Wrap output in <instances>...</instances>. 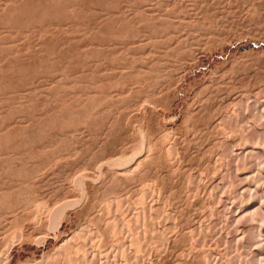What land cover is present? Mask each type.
I'll list each match as a JSON object with an SVG mask.
<instances>
[{
  "label": "rangeland",
  "instance_id": "obj_1",
  "mask_svg": "<svg viewBox=\"0 0 264 264\" xmlns=\"http://www.w3.org/2000/svg\"><path fill=\"white\" fill-rule=\"evenodd\" d=\"M258 100L264 0H0V264H249L194 232L238 187L225 151L264 150L242 124ZM256 166L237 172L262 184ZM150 209L173 216L167 246L124 239L164 225Z\"/></svg>",
  "mask_w": 264,
  "mask_h": 264
},
{
  "label": "bare ground",
  "instance_id": "obj_2",
  "mask_svg": "<svg viewBox=\"0 0 264 264\" xmlns=\"http://www.w3.org/2000/svg\"><path fill=\"white\" fill-rule=\"evenodd\" d=\"M254 106L257 108V114H259L260 119L259 117H255L258 119L255 123H251V121L249 122L247 120V122L242 121V124L247 127V129L250 131V134H253V135L260 134L261 135L264 132V127H263L264 126V110H262L264 108V100L254 101ZM246 113H247L246 110L242 111V116L243 115L246 116L245 115ZM261 127H263V130L261 129ZM141 156H143V152L138 154L137 158ZM224 157L229 158V161H230L229 171L233 173V177L235 176L234 177L235 182L237 183L238 187L236 188L233 194L229 195L228 198H224L222 195H219V194L215 196V199L213 202L214 209H212L210 211V214L208 215V221L212 222V227H213V229H211L212 230L211 232L213 233L211 234L212 235L211 239L209 238L210 240H208V237L210 236V234L208 235V233L204 230L203 226L198 227L195 230L196 233L194 232V234L196 235L197 240L200 243L206 244V242L214 241L213 239H215L220 244L230 243V245H233L234 242H235V246L242 244L243 245L242 247L247 248V250H251V254H250L251 262L249 261V264H262L261 261L258 262L256 261V259L258 257L259 258L262 257L264 260V150H259V152L254 154V152L249 153L248 150L238 152L231 148L230 150L225 151ZM247 162L254 163V166L257 165L256 167H257V170L259 171V177L261 181H263L262 184H259V183L257 184V181L249 182L250 179L248 180L247 178H243L241 174H238L237 172L238 168ZM135 163H136V160L134 159L132 160L130 165L135 164ZM201 179H202V176H201ZM202 183L199 186H197L199 190L204 189V184L202 185ZM221 187L222 186H220V188ZM84 196L85 194L83 190V197L73 202L67 203L64 206L58 207L56 210H54L53 219L55 221L53 222H54L55 227H58V224L60 226L61 220L59 221V223L56 224V222H58L57 220L59 219L58 217H60L61 214L63 213L61 218L64 219L69 208L71 209V208L78 207L80 203L84 201ZM231 199H233L234 202L228 204L227 201ZM243 200H245V203L243 202V205H238L237 201H243ZM218 203L220 204L222 203L223 206L222 207L218 206ZM150 210H151L150 212L152 215L154 213L156 216L161 217L162 219L165 218L164 225H161V222H158V223L152 224L153 226L150 229V228H147V226H149L147 224L146 226H143L141 231H137L138 233L129 232L130 234H128L126 238L124 237L125 241L131 242L133 239V236L139 234L141 235L140 237L143 239V241L148 242L153 238H157V239H163V242H162L163 247L169 245V237H170L169 234L174 233L175 230L177 229L174 222H172L173 216L167 213L166 211H164L165 209L156 210L155 212H153L152 209ZM125 221L127 222L128 220H125ZM125 221L121 220V223L125 225ZM226 230L227 231L229 230L235 233V238L229 240L228 235L226 234L227 232ZM239 231L241 232V236L239 235ZM63 244L64 245H62L60 248H58L55 251L52 258L56 256L63 257L66 255L76 256L75 251L73 250L74 249L73 248L74 247V236L73 235L70 237V239H68L66 243H63ZM94 257H95V253L91 254L90 258H87L84 256L78 257L77 261H80L81 264L83 263L87 264L89 262H92ZM208 257L212 261L211 263L213 264H224L220 258L214 255V253H209ZM7 259H8V252H5L4 261H6ZM115 264L117 263L115 262ZM238 264H241V263H238Z\"/></svg>",
  "mask_w": 264,
  "mask_h": 264
}]
</instances>
